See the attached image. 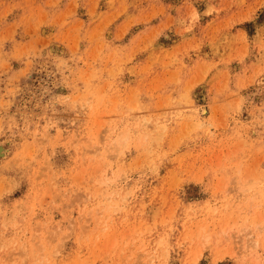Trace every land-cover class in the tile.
Here are the masks:
<instances>
[{
  "label": "rangeland",
  "instance_id": "374dc122",
  "mask_svg": "<svg viewBox=\"0 0 264 264\" xmlns=\"http://www.w3.org/2000/svg\"><path fill=\"white\" fill-rule=\"evenodd\" d=\"M0 264H264V0H0Z\"/></svg>",
  "mask_w": 264,
  "mask_h": 264
}]
</instances>
